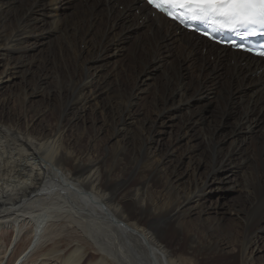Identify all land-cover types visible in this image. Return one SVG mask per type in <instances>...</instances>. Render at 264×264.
<instances>
[{
	"label": "bare ground",
	"instance_id": "6f19581e",
	"mask_svg": "<svg viewBox=\"0 0 264 264\" xmlns=\"http://www.w3.org/2000/svg\"><path fill=\"white\" fill-rule=\"evenodd\" d=\"M153 12L142 0H0V264H195L183 259L186 249L256 264L264 244V59ZM208 84L216 90L206 94ZM39 94L60 103L54 126L36 125L47 115L29 105ZM234 104L241 115L228 130ZM88 113L111 133L114 152L99 149L102 128L88 135ZM168 126L175 131L162 154ZM75 129L89 143L80 153ZM232 192L246 206L237 213L247 225L237 252L219 217L231 213L223 200Z\"/></svg>",
	"mask_w": 264,
	"mask_h": 264
},
{
	"label": "rangeland",
	"instance_id": "374dc122",
	"mask_svg": "<svg viewBox=\"0 0 264 264\" xmlns=\"http://www.w3.org/2000/svg\"><path fill=\"white\" fill-rule=\"evenodd\" d=\"M83 1V0H81ZM138 2V1H137ZM122 10H124V5L120 6ZM136 10V9H135ZM131 13L134 12V10H130ZM136 12V11H135ZM134 12V13H135ZM129 19V20H128ZM130 21L131 20V17L130 16H126L125 18V21ZM143 21V20H142ZM209 51V50H208ZM232 55H228L226 57V61L230 58L231 59ZM250 59V57H248ZM204 72V71H203ZM225 77V75H224ZM16 85L18 87V85L20 86V82L21 79L20 78H16ZM213 90H216L215 86L211 85V84H208L207 87H204L203 88V91L208 94V93H211ZM8 94V93H7ZM154 95L151 96V98L153 97ZM41 94L37 95V96H34L33 99H35L34 102H30L29 105L34 109L36 110L37 112L41 113V116H43L44 114L47 113V115L45 116V118L42 120V121H38L36 123V125L38 127H42V126H50V125H55L56 121H55V117L51 115V112L55 111V109L57 107H60V103L58 101V99H55L52 103L48 104V103H43L42 99H41ZM216 98V97H215ZM230 102H231V98H230ZM149 106H146L147 109L151 110V100L149 102ZM217 104V102H216ZM230 104V103H229ZM232 105V104H230ZM229 105V106H230ZM217 107L220 109L219 105H217ZM10 110L13 111V110H18L19 108V102H15L10 105ZM241 108L239 107L238 104H234L233 106V110H232V113L230 115L226 114L225 117H224V122H225V126L228 130H230L237 122H238V119L241 115ZM35 112V113H37ZM55 115H57L58 113L57 112H54ZM223 113L220 112L219 114V117L222 116ZM218 117V118H219ZM87 118H88V121L86 123L85 126H87V130H88V135L90 137H96L97 135V128L100 127L102 128L104 131H102L99 136V139H98V142L99 144H102L101 147L99 148L103 153H106V152H109L110 148H111V151L114 152V150L117 148V144L116 143H113V144H110V139L112 138L111 137V133L110 132H107V129L104 128V125H102V122L101 121H97L96 122V125H93L92 121L90 120V117H89V113L87 115ZM227 123V124H226ZM41 130V129H40ZM169 131L164 133L163 136H164V146L163 148H161L162 150V154H164L166 151H167V147L166 145L169 144L170 140L173 139V137L171 136L174 131H175V127H174V131H171L169 126H168V129ZM73 136L74 138H76L78 144H77V147H76V151L78 153L80 152H83L85 151V149L87 148L88 146V142L86 141H83V130H78V129H75L74 132H73ZM121 140L124 142V144L128 147V148H133L134 145H133V141H130V143H128L124 137H120ZM170 139V140H169ZM186 148L185 145H182L180 151L178 152V155L180 156L181 153H182V149ZM204 154H208V153H204ZM211 152L208 154L210 155ZM211 157V155H210ZM211 163L212 164V167L214 168V162L211 161V160H207L206 162H203L204 163ZM202 164V165H203ZM110 166H115L116 165V161L114 160V162L110 163L109 164ZM189 169V163L186 162L183 167H182V171H186ZM206 169L204 168H200L198 169V172L200 173V176L201 177H204V174L206 173ZM189 179V176L185 178V181H187ZM155 190H153V193H154ZM154 197V195L150 192L149 194V199H152ZM228 203V207L230 209V212L231 213H228L226 214L225 216L223 215V212L220 214L219 217L223 218V220L229 225V232L228 230L224 229L223 231V235H225L226 237L228 238H233V237H236V239L233 241V244L231 245V249L234 250L237 252V245L241 244V243H244L245 242V238H244V228L247 227V225H244V223H242L241 221L238 220V216H237V213H241V212H244L246 210V206L245 204H243V201L241 198H239L237 196V194L235 193H227V196H226V199L223 200V203ZM207 217V215L205 216V218ZM212 218V219H210ZM209 218V222H211V225H215L216 224V217L214 215H212V217ZM193 219L196 221L197 220V215L193 216ZM190 223V222H188ZM191 224V223H190ZM192 225V224H191ZM193 227V226H192ZM194 231V230H193ZM231 232V233H230ZM243 232V233H242ZM3 235V236H2ZM2 236V238H1ZM4 238V234L3 232L0 231V243L3 242ZM74 241V240H73ZM72 243H74V245L78 244L76 241H74ZM84 243H82L83 245ZM94 245H91L88 250V253H91V254H96L97 253V249L95 248L96 246ZM263 246V247H262ZM261 249L258 248L255 253H254V259H255V262L256 264H262L264 262V244L262 243L261 244ZM2 249V248H1ZM0 249V250H1ZM91 250V251H90ZM3 251V249H2ZM257 252V253H256ZM1 256V255H0ZM184 258H190V259H193L195 261V264H220V263H227L225 260L220 262L219 260L217 261H212V260H207L205 258H199L198 256H194V254L192 253V250L189 251L188 249H186L184 251V254H183V259ZM55 258H52L50 260H46L44 264H60V260L58 259H55ZM37 264V263H36Z\"/></svg>",
	"mask_w": 264,
	"mask_h": 264
},
{
	"label": "snow or ice",
	"instance_id": "6c2138e0",
	"mask_svg": "<svg viewBox=\"0 0 264 264\" xmlns=\"http://www.w3.org/2000/svg\"><path fill=\"white\" fill-rule=\"evenodd\" d=\"M154 8L179 20L212 26L213 31L264 29V0H148ZM264 55V52L259 53Z\"/></svg>",
	"mask_w": 264,
	"mask_h": 264
}]
</instances>
